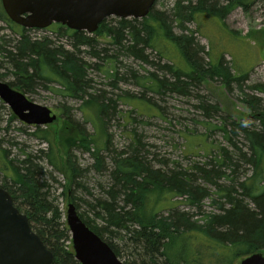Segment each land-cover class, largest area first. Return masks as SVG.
Segmentation results:
<instances>
[{
	"label": "rangeland",
	"instance_id": "1",
	"mask_svg": "<svg viewBox=\"0 0 264 264\" xmlns=\"http://www.w3.org/2000/svg\"><path fill=\"white\" fill-rule=\"evenodd\" d=\"M175 1L157 0L155 11L165 15L174 34L192 35L189 62L196 61L201 69H210L221 59L232 76H246L241 88L231 82L228 89L218 76L200 78L191 74V67L169 43L164 44L165 54L158 52L160 47H147L144 56L148 61L125 52L128 49L124 47L132 44L127 30L121 37L108 33L88 34L92 41L87 45H77L72 33L57 23L42 31H27L25 36L32 41L46 39L54 47L62 46L71 51L83 66L86 86L78 96L70 95L64 81L56 74L47 72V67L39 68L43 78L35 77L26 90L20 87L30 100L47 106L56 115L52 123L39 128L20 121L0 99V184L5 177L15 178L17 168L23 167L22 160L29 157L36 165L35 175L44 184L48 200L62 212L60 223L65 222L67 204L71 202L78 214H83L92 225L105 227L107 213L102 204L111 203L115 209L122 205L124 186L115 181L116 160L131 157L161 173L183 172L193 185L209 193L201 201V210L186 204L185 196L172 195L170 204L164 205L163 214L174 208L187 211L193 220L202 221L204 214L218 211L222 200L215 185H236L252 173V166L244 157H238L237 166L228 167L224 151L232 158L238 156L241 149L249 158L244 135L239 128L233 127V122L251 129L258 126V121L249 117L250 109L244 102L250 96L259 97L264 108V6L262 1L254 0L246 11L234 8L224 19L209 11L198 12L193 22L180 28L172 21ZM181 1L194 5L197 0ZM223 4L225 0H217L216 7ZM114 18L117 17H108L110 25H116ZM12 28L0 21V44L15 52L22 37ZM190 30L195 32L191 34ZM168 66L185 74L177 79ZM28 71L32 72V68ZM151 74L163 80L159 90L155 89ZM187 74L195 78H188ZM16 77L13 62L0 48V80L18 84ZM254 85L263 90L253 88ZM15 87L20 90L17 85ZM89 94H98L109 105L98 128L92 118L85 120L84 113H91L81 106ZM75 125L84 127L90 135L88 150L64 145L61 134L72 133ZM41 129L54 134L53 154L59 160H67L65 151H69L78 168L73 181L48 164L50 152L36 134ZM68 195L74 200L68 201ZM167 196L170 197V193ZM239 197L246 204L250 203L247 198ZM21 210L25 209L21 207ZM109 226L114 231L112 242L117 245L119 258L124 262L131 247L128 234L114 224ZM68 234L69 240L61 239L60 243L73 250L69 231Z\"/></svg>",
	"mask_w": 264,
	"mask_h": 264
},
{
	"label": "trees",
	"instance_id": "2",
	"mask_svg": "<svg viewBox=\"0 0 264 264\" xmlns=\"http://www.w3.org/2000/svg\"><path fill=\"white\" fill-rule=\"evenodd\" d=\"M260 1L264 6V0ZM253 2L254 0H225V4L216 7L217 0H197L194 5L182 4L181 0H176L171 12L173 20H171L176 22L178 27L184 28L185 23L194 21L198 12L209 11L218 18L224 19L232 9L240 7L246 11ZM155 3L142 21L135 18L131 20L114 18L116 25H110V21L106 18L99 24L94 34L108 33L113 37H121L127 30L132 44L128 47L123 46L128 49L125 52L132 53L143 61H148L144 56L147 47L155 49L160 47L158 52L165 54L164 44L169 43L191 67V74L195 76L197 74L200 78L218 76L223 79L228 89L231 82H236L241 88L246 76H232L226 65L221 63V59L211 65L210 69H201L196 61L190 63L188 59L191 58L192 35L174 34L165 15L155 11ZM0 21L5 22L10 29L15 27L12 30L22 37L17 43L16 50L14 49L15 52L5 49L0 44L3 54L13 62L17 76L18 84L14 81L7 82L10 86L16 89L15 85H17L19 91L26 92L25 90L33 83L31 80L35 77L43 78L39 68L43 70L47 67V72L56 74L64 81L70 95L78 96V93L84 92L86 83L83 81V66L73 57L71 51L62 46L54 47L46 39L32 41L27 38L25 32L32 29L21 27L9 20L1 1ZM57 25L70 31L77 45H87L92 41L91 36L85 31L71 30L58 23ZM194 32L190 30L191 34ZM28 68H32V72L29 73ZM167 68L177 79L185 74L180 69L171 66ZM193 75L187 74V77L193 78ZM151 76L155 89L159 90L163 86V80L158 79L154 74ZM20 87H24L25 90ZM253 88L258 87L254 85ZM258 89L263 90V87ZM244 102L250 109L249 117L258 121V126L251 129L233 122V127L239 128L243 133L250 156L248 158L241 149L238 151V156L236 154L232 158L226 151L224 154L228 156V167L237 166L238 157H244L252 166V173L236 185L233 183L215 185L216 192L222 200L218 204V211L204 214L202 221L193 220L187 211L174 208L163 214L164 205L170 204L172 195L185 196L186 204L201 210V201L209 196V193L203 187L193 185V181L183 172L161 173L158 169H150L131 157H125L116 160L114 169L116 178L113 177L116 182L119 184L121 182L124 186L122 205L115 209L116 206L113 207L111 203L102 204L107 213L105 227L92 225L83 214H78L82 221L106 241L118 257L120 250L112 242L114 231L110 229L109 224L126 230L131 247L126 254L125 264H238L241 258L254 252L264 254V108L261 106L260 98L256 96H250L249 99H244ZM81 106L91 113L86 115L83 111L85 120L92 118L96 127H100L101 116L109 107L108 103L100 99L98 94H91L88 99L82 101ZM35 127L39 128V126ZM37 133L46 143L48 152L52 153L48 155V164L54 169L61 170L67 179L73 181L78 175V168L72 161L69 151H65L68 155L67 160H59V157L53 154L54 134L48 129L37 130ZM61 138L67 148L70 146H81L85 150L89 148L87 144L90 135L84 127L77 128L75 125L72 133L66 136L61 134ZM101 142L104 144L103 140ZM21 163L23 167L17 168L15 178L5 177L0 187L11 194L14 205L27 215L30 226L51 250L53 264H80L74 258L73 251L69 247L64 248L60 243L61 239L69 240L68 229L65 222L59 221L62 212L48 200L43 190L44 184L35 175L36 165L29 157ZM203 172L207 171L203 170ZM168 193L170 197L167 196ZM111 194L113 197L114 193ZM68 196V201H72V196ZM239 196L247 198L250 203L246 204L244 200L239 199ZM129 205L130 207L127 208ZM21 207L25 210L22 211Z\"/></svg>",
	"mask_w": 264,
	"mask_h": 264
},
{
	"label": "water",
	"instance_id": "3",
	"mask_svg": "<svg viewBox=\"0 0 264 264\" xmlns=\"http://www.w3.org/2000/svg\"><path fill=\"white\" fill-rule=\"evenodd\" d=\"M9 20L28 29H45L59 23L68 29L95 32L107 17L147 16L155 0H0ZM0 99L27 125L44 126L56 115L47 106L0 80ZM65 222L74 258L80 264H125L100 236L80 218L68 203ZM0 264H53V254L32 229L27 216L14 204L11 194L0 187ZM238 264H264V255L254 252Z\"/></svg>",
	"mask_w": 264,
	"mask_h": 264
},
{
	"label": "bare ground",
	"instance_id": "4",
	"mask_svg": "<svg viewBox=\"0 0 264 264\" xmlns=\"http://www.w3.org/2000/svg\"><path fill=\"white\" fill-rule=\"evenodd\" d=\"M148 15V14H147ZM52 111V110H51ZM53 112V111H52ZM54 113V112H53ZM55 114V113H54ZM12 197V196H11ZM13 200V199H12ZM69 203H71V202H69ZM14 204V203H13ZM75 206V205H74ZM76 208V207H75ZM25 214V213H24ZM26 215V214H25ZM27 216V215H26ZM28 219V218H27Z\"/></svg>",
	"mask_w": 264,
	"mask_h": 264
}]
</instances>
